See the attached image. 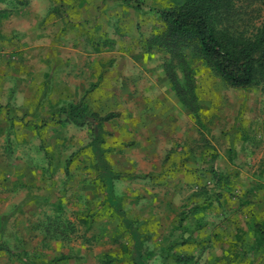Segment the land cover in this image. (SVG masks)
I'll return each instance as SVG.
<instances>
[{
	"label": "rangeland",
	"instance_id": "rangeland-1",
	"mask_svg": "<svg viewBox=\"0 0 264 264\" xmlns=\"http://www.w3.org/2000/svg\"><path fill=\"white\" fill-rule=\"evenodd\" d=\"M162 30L118 0H0V264H264V83ZM79 104L96 146L92 122L28 123Z\"/></svg>",
	"mask_w": 264,
	"mask_h": 264
},
{
	"label": "trees",
	"instance_id": "trees-1",
	"mask_svg": "<svg viewBox=\"0 0 264 264\" xmlns=\"http://www.w3.org/2000/svg\"><path fill=\"white\" fill-rule=\"evenodd\" d=\"M118 2L143 15L154 14L163 30L153 37V43L174 56L181 57L184 50L194 51L232 88L248 89L264 83V14L261 8H253L251 2L244 5V0H167L166 4L152 6H147L144 0ZM170 75L175 82L176 78ZM25 119L26 116L20 121L24 122ZM103 119L98 114L90 113L84 104H79L42 117L39 123H28L39 132L49 123L92 122L95 136L93 146H96L103 141ZM100 156L101 166H104L103 171L108 178L121 176L113 173ZM258 230L264 236V229ZM178 242L187 243L183 238L176 240L175 244ZM166 255L176 262L191 260L169 250ZM136 256L135 264H147V258L139 250Z\"/></svg>",
	"mask_w": 264,
	"mask_h": 264
}]
</instances>
